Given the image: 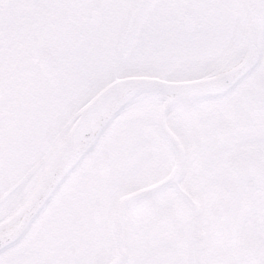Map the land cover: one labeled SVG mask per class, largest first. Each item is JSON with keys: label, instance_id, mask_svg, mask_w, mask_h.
<instances>
[{"label": "snow or ice", "instance_id": "obj_1", "mask_svg": "<svg viewBox=\"0 0 264 264\" xmlns=\"http://www.w3.org/2000/svg\"><path fill=\"white\" fill-rule=\"evenodd\" d=\"M0 264H264V0H0Z\"/></svg>", "mask_w": 264, "mask_h": 264}, {"label": "flooded vegetation", "instance_id": "obj_2", "mask_svg": "<svg viewBox=\"0 0 264 264\" xmlns=\"http://www.w3.org/2000/svg\"><path fill=\"white\" fill-rule=\"evenodd\" d=\"M30 51L33 55H39V49L36 47L31 48ZM62 78H63V74L55 70L52 73H48L47 79L41 83V86L34 87L33 95L26 98L25 104L28 107H26L25 113L21 117V121H20V127L23 133L21 137L22 142L27 143L31 138V131L33 124L31 120H28V112L31 111V106L35 105L37 109H42L47 111L49 107V103L45 101H48L50 97V90L48 89V83L54 82L56 80H62ZM41 97H44L45 100L42 101ZM254 102H255V96L252 94H247L241 99V103H245V104H253ZM25 120L28 121L26 124L24 123ZM220 179L221 178H210L209 182L211 184H215L220 182ZM232 192L235 195L236 199L229 197L226 200L225 203L226 211L229 209H239L240 199L244 197L242 187L239 184L237 174L235 173L232 184ZM69 213H71L70 216ZM62 216L65 218L66 221L64 224H61L58 219L51 221V223L56 229L60 231H73L76 229H80L85 234V236L82 237V239L86 237L90 244L95 242L97 236L96 231L95 230L89 231V224L95 222V218L92 217L91 211H89V219L85 220L81 218L79 208H73L71 204H67L62 212ZM122 239H123V234H122Z\"/></svg>", "mask_w": 264, "mask_h": 264}, {"label": "water", "instance_id": "obj_3", "mask_svg": "<svg viewBox=\"0 0 264 264\" xmlns=\"http://www.w3.org/2000/svg\"><path fill=\"white\" fill-rule=\"evenodd\" d=\"M113 240H114L115 243H117L119 245L120 253H121V255H123L124 254V249L122 248V240L123 239H122V231H121V229L118 228L116 230V232L113 235Z\"/></svg>", "mask_w": 264, "mask_h": 264}]
</instances>
